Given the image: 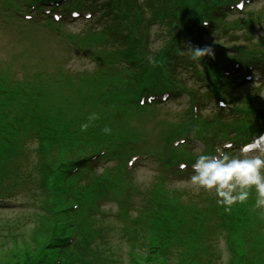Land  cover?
I'll use <instances>...</instances> for the list:
<instances>
[{"label": "rangeland", "instance_id": "obj_1", "mask_svg": "<svg viewBox=\"0 0 264 264\" xmlns=\"http://www.w3.org/2000/svg\"><path fill=\"white\" fill-rule=\"evenodd\" d=\"M144 14L146 17L150 15L149 10H145ZM2 19H5L4 15H0V21ZM229 21H234L235 18H229ZM20 24V23H19ZM31 24V22L29 23ZM152 26L150 27V31L147 35V49L150 52L158 51L162 48V45H164L166 37V30H162V24L158 23V21H152ZM25 26H28L25 24ZM38 27H42L44 29H47L42 24H37ZM65 34L70 35H77L81 33L85 29V25L83 22H76L74 24L68 25L66 24L64 26ZM259 33H262V30L258 27L255 28ZM27 30V27H26ZM48 30V29H47ZM51 32L52 37H58L57 33L52 32L51 30H48ZM232 37L234 40L243 39L246 34H242L239 31H230ZM228 34H221L219 35V38H223L221 41L222 43H228L229 37H227ZM256 35V34H254ZM233 40V39H232ZM20 38L17 37L14 34L9 35H3L0 33V59L6 61L9 60V56L12 53V51L5 48L6 44H16L19 43ZM16 48V45L13 46ZM109 50H113L114 47H107ZM35 53L40 54H48L50 53V48L43 44L41 47H37L33 50ZM19 64H21V61H17L14 64H11V69L7 68L2 64V61H0V70H5L6 73L9 74L11 72L15 79L22 80L23 78H29L30 75L33 74V71H31V68L28 70L23 71L19 67ZM55 65H61V68L64 71H68L69 73H91L94 70V64L91 63L87 57L82 54L80 51L75 49L74 47L67 45V50L57 52L56 53V62ZM117 68L118 73H121L124 67H121V65H114ZM40 70L46 71L47 68H40ZM56 70H53L52 73ZM83 75H90V74H83ZM80 76V75H77ZM74 76V77H77ZM183 79L187 82H191L193 86H195L200 92H203L205 90L202 88V84L200 82H195L194 79L191 77L190 74H184ZM105 90L104 92L108 91V84L104 83ZM43 100H46L49 98L47 94L42 95ZM99 98L101 102H110L111 99L109 98H100V97H94V98H85L84 101H87L88 99H91V103L95 106L98 115H99V123L104 124V120L108 114V111L110 108H104L103 106H100L96 104L95 99ZM186 102L185 100L181 99L177 101L176 103L171 104L168 109L162 108L160 110V114L169 115V118L171 121H175L177 118L175 116L180 115L184 110H186L185 106ZM113 105V104H112ZM58 106H62V104H59ZM81 108L79 107L78 112L80 114ZM211 107H209L210 109ZM28 114L31 113V111L34 110H26ZM35 112V111H34ZM65 113L59 114V119L56 124H61L64 122ZM81 115V114H80ZM167 119H154L150 122V134L154 138V144L155 149L157 152L162 154V147L165 143H167L168 140L174 139L176 134V127L175 123L171 122ZM86 121H81L78 123H83ZM143 135L141 136V140L143 139ZM31 147H34L33 144H31ZM198 146L195 149H197ZM198 150H201V147L198 148ZM182 151V148H178L173 153ZM197 153V152H195ZM199 154V153H197ZM35 157L33 154L29 157V164L34 162ZM149 166L145 169H142L141 172L137 175L138 178L141 179H147L152 174L153 165L156 164L155 161H149ZM109 166L112 165V163L108 164ZM39 183L40 181H34L32 182V185L30 183H26L24 189H22L18 193H14L11 195H8L6 197V203L3 205H0V264H18L19 261L24 260L26 258V255H32L34 256L37 252V249L39 245L41 244V240L44 239V231L47 227L46 225V215L44 214L43 210V193L38 189V187H35V184ZM184 185V184H183ZM189 185V184H185ZM40 187V186H39ZM41 188V187H40ZM26 205L24 208L23 206ZM115 206L113 204H110L106 207L108 210L114 209ZM46 220V221H45ZM112 225V223H111ZM115 238H112V245H116L117 242L115 241ZM17 243L16 245H13V243ZM222 243L219 244L220 249V258L217 260L218 264H226L228 260V254L227 252L222 248ZM222 248V249H221ZM122 252L125 253L126 248L121 247ZM119 249V250H121ZM118 250V251H119ZM16 260H15V257ZM119 264H121V261L119 259ZM170 264H178L177 260L175 258L170 259Z\"/></svg>", "mask_w": 264, "mask_h": 264}, {"label": "clouds", "instance_id": "obj_2", "mask_svg": "<svg viewBox=\"0 0 264 264\" xmlns=\"http://www.w3.org/2000/svg\"><path fill=\"white\" fill-rule=\"evenodd\" d=\"M194 58L213 56L210 47L192 49ZM99 119L97 113L89 115V123L80 125V131L86 132L90 122ZM106 135L111 134L108 126L102 128ZM264 138V136H261ZM230 148L231 144H226ZM259 148L258 144H246L241 148L239 156L217 149V154H200L191 165L193 174L184 183L194 186L197 190L213 191L216 203L230 212L236 204H244L250 197L254 198L253 211L260 210L264 215V153L257 152L254 156L247 155ZM185 165H182L184 167Z\"/></svg>", "mask_w": 264, "mask_h": 264}, {"label": "trees", "instance_id": "obj_3", "mask_svg": "<svg viewBox=\"0 0 264 264\" xmlns=\"http://www.w3.org/2000/svg\"><path fill=\"white\" fill-rule=\"evenodd\" d=\"M171 1L174 2V3H177L181 9H190V8L193 9L194 10L193 11L194 15H196V13H198V11L200 9H204L206 12L209 11L214 6L213 4L215 3V0H200V5H199V8L197 9V8H195V4H196L195 0H171ZM221 2H223V1H221ZM181 27H183V28H182V31L179 30V32H178V37L180 38V44H179L177 50H179V49L183 50V44L189 42L190 39L192 38L191 34H187V28L190 29V31L195 29V26H193L190 23H187L185 25H181L180 28ZM224 60H225L224 56H222V55L215 56L213 54V56H211V57L206 55L203 59L200 60V62H201V64L203 66H209L211 64H214L215 66L218 67L219 63L221 61H224ZM184 63H187V61L185 60ZM184 63H182V64H184ZM186 67H187V65H186ZM138 68L140 69V74L138 75L140 77H144L149 72L153 71L151 66L148 65V64H144V65L138 64ZM160 73H158V75H163L164 77H167V76L168 77H170V76L173 77L174 76L173 73H170V72L166 71L165 69H164V72L161 71ZM71 155H73V154H71ZM56 158L57 157H55V156L52 157V159H56ZM43 170H44V167H42V172H43ZM45 173H46V171H44V175H45ZM51 175H52V173H51ZM59 180H60L59 177H53L51 179V181L49 182L51 187L53 186V187L56 188V193H59V191H60V188L58 186ZM45 181H46V178L44 177V178H42L40 180V184L38 183V185L42 188L43 194H44V191H45L44 190ZM43 197H44V195H43ZM51 208H52V206H51V203H50V200H49V195H48L43 200V210H44V214L46 215V218H47V221L45 220L47 227H46V229L44 231V239L43 240H45L46 236L50 235V232L53 231L52 226H53L54 217L56 218V220L59 221V224L62 227L64 226L65 223H67V217L65 216V214H62V215H59L60 213H57V215L52 214V212L50 211ZM55 210L57 212H61V208H56ZM121 219L123 221V225H122V227L120 229V232L123 233V235L125 236L126 240L129 243H131L132 234H133V224L131 222H133V221L131 219H128L126 216H122ZM142 230L143 229L139 230L137 228L136 232L142 233ZM48 231H50V232H48ZM43 240H41L40 242L42 243ZM52 243L53 242H50L48 244L43 243L42 244L43 248L42 249L39 248V250L41 251L42 254H44V255L46 254V255H49V256L51 255L52 256L50 260L54 259L56 252H54L53 250L57 248V246L60 244V241L56 240V242L54 244H52ZM132 246L133 247H137L135 244H133ZM77 247H79V245H77ZM88 248H89L88 249V255H86V259L84 260L85 264H118L116 262V260L111 255L106 254V253L103 252L102 246H101L100 243L92 242ZM47 250L48 251H52V253H47L46 252ZM59 250H63L62 252L65 251L62 246L59 247ZM108 250L110 251L109 248H108ZM27 256L28 255H26V258L24 260L19 261L18 264H25L27 261L35 260L34 256H36V254L34 256H32V255H29L28 257ZM14 257H15V260H16V256H14ZM43 260H44V257L43 258H38V260H36L37 262H35L34 264H42ZM62 261H63L62 264H68L66 262V257L65 256H63ZM53 263L54 262H51V264H53Z\"/></svg>", "mask_w": 264, "mask_h": 264}]
</instances>
